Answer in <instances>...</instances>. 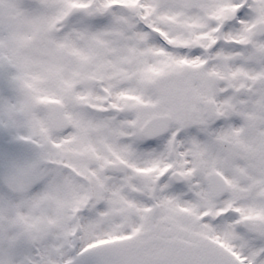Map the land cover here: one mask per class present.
Wrapping results in <instances>:
<instances>
[{
  "label": "snow or ice",
  "instance_id": "snow-or-ice-1",
  "mask_svg": "<svg viewBox=\"0 0 264 264\" xmlns=\"http://www.w3.org/2000/svg\"><path fill=\"white\" fill-rule=\"evenodd\" d=\"M0 264H264V0H0Z\"/></svg>",
  "mask_w": 264,
  "mask_h": 264
}]
</instances>
